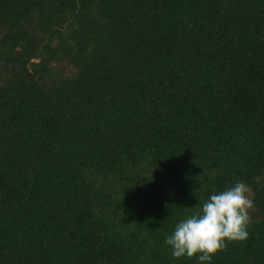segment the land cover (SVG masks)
I'll list each match as a JSON object with an SVG mask.
<instances>
[{
  "label": "trees",
  "instance_id": "obj_1",
  "mask_svg": "<svg viewBox=\"0 0 264 264\" xmlns=\"http://www.w3.org/2000/svg\"><path fill=\"white\" fill-rule=\"evenodd\" d=\"M237 181L206 264H264V0H0V264H191L166 237Z\"/></svg>",
  "mask_w": 264,
  "mask_h": 264
},
{
  "label": "clouds",
  "instance_id": "obj_2",
  "mask_svg": "<svg viewBox=\"0 0 264 264\" xmlns=\"http://www.w3.org/2000/svg\"><path fill=\"white\" fill-rule=\"evenodd\" d=\"M255 208L251 190L246 183L212 194L202 204V212L176 224L165 243L176 259L197 258L201 264L227 251L228 242H242L249 238L251 211Z\"/></svg>",
  "mask_w": 264,
  "mask_h": 264
},
{
  "label": "rangeland",
  "instance_id": "obj_3",
  "mask_svg": "<svg viewBox=\"0 0 264 264\" xmlns=\"http://www.w3.org/2000/svg\"><path fill=\"white\" fill-rule=\"evenodd\" d=\"M251 198H252V196H251ZM251 216H252V219H255L256 214L253 211H251ZM185 257H187V256H185ZM189 259L191 260V264H201V262L197 258H189ZM213 259H214V257H213ZM213 259H212V261H213ZM170 260H174L175 261L177 259L176 258L174 259V257H173ZM206 263H208V262H205V264Z\"/></svg>",
  "mask_w": 264,
  "mask_h": 264
}]
</instances>
